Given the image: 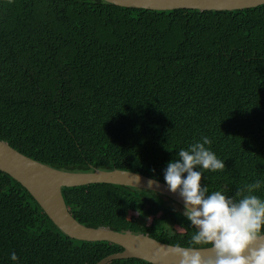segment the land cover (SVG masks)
<instances>
[{
  "label": "trees",
  "instance_id": "1",
  "mask_svg": "<svg viewBox=\"0 0 264 264\" xmlns=\"http://www.w3.org/2000/svg\"><path fill=\"white\" fill-rule=\"evenodd\" d=\"M203 136L226 164L202 170L208 194L264 182V4L199 11L0 0V140L10 147L61 170L116 168L165 183L168 162ZM60 191L85 226L209 246L189 243L197 229L184 207L158 192L110 183ZM254 194L264 198V183ZM120 250L68 237L0 171V264H93Z\"/></svg>",
  "mask_w": 264,
  "mask_h": 264
},
{
  "label": "water",
  "instance_id": "2",
  "mask_svg": "<svg viewBox=\"0 0 264 264\" xmlns=\"http://www.w3.org/2000/svg\"><path fill=\"white\" fill-rule=\"evenodd\" d=\"M110 4L151 10L191 8L203 10H239L264 4V0H104ZM0 171L17 181L41 208L51 223L70 238L84 241H108L121 247L93 264H105L112 259L138 258L150 264H178L170 254L175 245L160 242L146 233L116 231L106 226H85L68 212L60 188L89 183H110L158 192L184 207L178 193L169 191L166 183L141 173L93 168L91 171H68L53 168L23 155L0 140ZM264 242V241H261ZM183 247V246H181ZM187 248V247H185ZM205 257L211 256V245L197 247Z\"/></svg>",
  "mask_w": 264,
  "mask_h": 264
},
{
  "label": "clouds",
  "instance_id": "3",
  "mask_svg": "<svg viewBox=\"0 0 264 264\" xmlns=\"http://www.w3.org/2000/svg\"><path fill=\"white\" fill-rule=\"evenodd\" d=\"M201 139L168 162L164 180L169 191L183 199V215L197 229L189 243L211 245L212 255L205 257L197 247L180 245L170 247V254L178 264H264V198L254 194L264 182L246 184L234 196L208 194V187L201 184L202 170L224 171L226 164L206 147L212 140ZM11 259H17L15 252Z\"/></svg>",
  "mask_w": 264,
  "mask_h": 264
}]
</instances>
